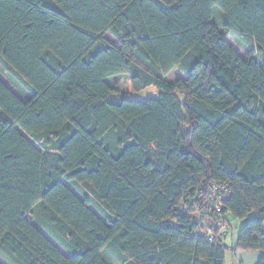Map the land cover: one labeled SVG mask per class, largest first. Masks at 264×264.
Here are the masks:
<instances>
[{"label":"trees","instance_id":"1","mask_svg":"<svg viewBox=\"0 0 264 264\" xmlns=\"http://www.w3.org/2000/svg\"><path fill=\"white\" fill-rule=\"evenodd\" d=\"M0 73L6 263L226 264L193 238L220 184L264 264V0H0Z\"/></svg>","mask_w":264,"mask_h":264},{"label":"rangeland","instance_id":"2","mask_svg":"<svg viewBox=\"0 0 264 264\" xmlns=\"http://www.w3.org/2000/svg\"><path fill=\"white\" fill-rule=\"evenodd\" d=\"M213 15H214V21L216 24H220L221 23V20H222V15H223V12L220 8L218 7H215L213 9ZM107 37L112 40L113 42L114 39L110 36V35H107ZM227 41L228 43L235 49V51L242 57L244 58L245 57V52L244 50L234 41V39L232 37H228L227 38ZM180 78H185V76L179 71V70H175L173 73H171L168 77H167V81L169 83H172L174 84L178 79ZM0 79L7 83V79L4 75H2L0 73ZM127 81H122L120 80L118 83H117V87L125 94L128 96V98L132 99V100H135V101H139V102H146L147 100L151 99V98H157L158 97V90L154 87L152 88H149V89H146L144 90L143 92L141 93H132L131 91V85H130V80H129V77L126 76L125 78ZM112 83H114V81L112 80L111 81ZM8 84V83H7ZM9 85V84H8ZM9 87L16 93L18 94L15 89H13L10 85ZM180 99L181 101L184 100V96L183 95H180ZM71 188L80 196V194L78 193L77 189L72 187ZM93 211L96 212L99 216L100 213L94 208L92 207ZM28 220L31 221L34 226H36L47 238H49L51 240V242L53 244H55V242L48 236V234L42 229V227L40 226V223L38 220H36V218L32 215V216H29L28 217ZM231 224V227L230 229H228V244L232 245L233 243L236 242L238 236H239V232H240V227H238V222H235V219H232V221L230 222ZM226 243V241H225ZM56 245V244H55ZM62 251V250H61ZM102 257L103 259L106 261V263L108 264H120V261L118 258H116L112 252L110 251L109 248H107L106 250L103 251L102 253ZM0 262L2 264H8L6 263V261H4L1 257H0Z\"/></svg>","mask_w":264,"mask_h":264},{"label":"built area","instance_id":"3","mask_svg":"<svg viewBox=\"0 0 264 264\" xmlns=\"http://www.w3.org/2000/svg\"><path fill=\"white\" fill-rule=\"evenodd\" d=\"M232 191L224 185L215 184L206 198L203 210L198 214L197 227L193 238L211 244H224L228 237V225L218 217L222 214L225 202L230 198ZM203 193L200 194V197ZM210 218V222L207 220Z\"/></svg>","mask_w":264,"mask_h":264},{"label":"crops","instance_id":"4","mask_svg":"<svg viewBox=\"0 0 264 264\" xmlns=\"http://www.w3.org/2000/svg\"><path fill=\"white\" fill-rule=\"evenodd\" d=\"M177 70V69H175ZM174 70V71H175ZM173 71V72H174ZM172 72V73H173ZM169 76V75H168ZM112 80L114 81V83H111L113 85H117V83L122 80V81H127L125 79V77L123 76H118V77H114L112 78ZM166 80H167V77H166ZM5 83V82H4ZM7 83L13 88V85L10 84L7 80ZM5 83L8 87L9 85ZM10 88V87H9ZM11 89V88H10ZM12 90V89H11ZM13 91V90H12ZM15 91L18 93L16 94L14 91V93L23 101V102H26V98L23 97L16 89ZM232 221V219H231ZM235 222H238V227H242V222L240 220H237L235 219ZM230 227H231V224H230ZM229 237V236H228ZM227 237V239H228ZM226 239V247L228 248V252H227V256H226V264H259V261L261 260V257H262V253L260 252H253V251H234V246L236 244L233 243L232 245L228 244V240Z\"/></svg>","mask_w":264,"mask_h":264}]
</instances>
